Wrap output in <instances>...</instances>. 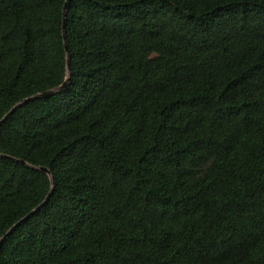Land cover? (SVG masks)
Returning a JSON list of instances; mask_svg holds the SVG:
<instances>
[{"label": "trees", "instance_id": "1", "mask_svg": "<svg viewBox=\"0 0 264 264\" xmlns=\"http://www.w3.org/2000/svg\"><path fill=\"white\" fill-rule=\"evenodd\" d=\"M65 3L0 0V264H264V0Z\"/></svg>", "mask_w": 264, "mask_h": 264}, {"label": "water", "instance_id": "2", "mask_svg": "<svg viewBox=\"0 0 264 264\" xmlns=\"http://www.w3.org/2000/svg\"><path fill=\"white\" fill-rule=\"evenodd\" d=\"M70 1L71 0H66L65 6H64V25H63V27L65 26V19H66V16H67V9H68V5H69ZM65 49H66V51L68 53V48H67V44L66 43H65ZM68 82H69V79L65 80L59 87L50 89V90L45 91L43 93L37 94V95H35L33 97L27 98V99L23 100L22 102H20L18 105L24 104V103L28 102L29 100H31L33 98L48 97V96L52 95L55 91L64 90L68 86ZM14 109H15V107L12 110H14ZM21 162L24 163L23 161H21ZM40 169L42 171L46 172V173H50L49 170L47 168H45V167H42ZM1 243H2V239L0 240V245H1Z\"/></svg>", "mask_w": 264, "mask_h": 264}]
</instances>
